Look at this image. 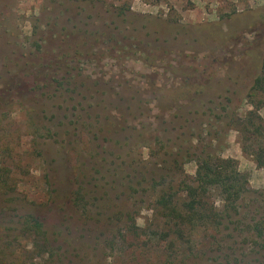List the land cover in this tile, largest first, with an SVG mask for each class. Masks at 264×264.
<instances>
[{
    "label": "rangeland",
    "instance_id": "rangeland-1",
    "mask_svg": "<svg viewBox=\"0 0 264 264\" xmlns=\"http://www.w3.org/2000/svg\"><path fill=\"white\" fill-rule=\"evenodd\" d=\"M263 55L264 0H0V264H264L247 225L264 218V168L229 117L251 109ZM47 73H69L66 92ZM212 134L248 178L245 224L161 240L151 185L194 176Z\"/></svg>",
    "mask_w": 264,
    "mask_h": 264
},
{
    "label": "trees",
    "instance_id": "trees-1",
    "mask_svg": "<svg viewBox=\"0 0 264 264\" xmlns=\"http://www.w3.org/2000/svg\"><path fill=\"white\" fill-rule=\"evenodd\" d=\"M124 12V9H119L116 15L122 17ZM65 75L58 78L57 75L47 73L42 79L41 87L49 86L51 88L54 86V92L62 95V92L67 90L66 84H69L68 77ZM9 78L16 81V77H12L11 74L8 75ZM18 84L15 83V86ZM179 89V87H166L162 91L167 92V97L178 96V94L183 96L179 93ZM9 90L10 88H8ZM186 91L187 96L188 93L198 94L202 92V87H196L195 90L190 87ZM195 99V96L190 98V100ZM246 100L251 109L243 110L240 115L235 113L236 116L232 113L229 117L231 122L235 123L236 127L234 128L238 132L242 153L251 156L256 166L264 168V118L259 113L264 100V59L258 73L253 77L246 94ZM224 104L221 105L223 111L226 110ZM142 135L140 134V136ZM189 136L193 138L191 134ZM203 139L205 138L201 137L199 141ZM214 140H216L215 134H212L207 141L200 145L195 158L197 166L194 176L189 177L181 174L182 178L177 181L170 180L165 186L163 184L159 188H154L155 186L151 185L152 200L155 204V220L157 219L161 240L174 238L187 241L190 239L191 231L201 226L202 228L217 229L219 226L228 224H245L241 213L248 207L245 203L247 194L251 192L248 178L237 169L235 159L220 156L219 150L213 149L212 141ZM172 172L174 171L172 170L171 174H173ZM213 190L220 194V207L216 205L215 200L209 202ZM80 191L81 188L73 190L71 200L76 209L81 208L85 211L87 207ZM130 219L132 223L127 225V230L138 235L137 231L141 229L133 222L132 216ZM125 222L127 223L126 220ZM247 225L248 231L253 234L254 238L258 239L264 236V218L247 222ZM24 226L36 237L35 244L36 247H39L37 249L41 247L51 249L52 244L39 217L30 215L28 223L26 220ZM256 239H254L255 242Z\"/></svg>",
    "mask_w": 264,
    "mask_h": 264
}]
</instances>
